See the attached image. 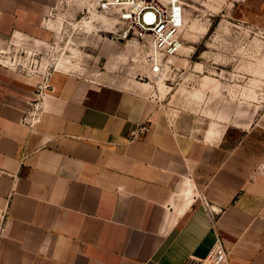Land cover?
<instances>
[{"label": "crops", "instance_id": "crops-1", "mask_svg": "<svg viewBox=\"0 0 264 264\" xmlns=\"http://www.w3.org/2000/svg\"><path fill=\"white\" fill-rule=\"evenodd\" d=\"M58 4L0 0V264H204L216 247L220 264H264V127L196 135L154 89L24 81L11 45H48Z\"/></svg>", "mask_w": 264, "mask_h": 264}, {"label": "rangeland", "instance_id": "rangeland-1", "mask_svg": "<svg viewBox=\"0 0 264 264\" xmlns=\"http://www.w3.org/2000/svg\"><path fill=\"white\" fill-rule=\"evenodd\" d=\"M179 1L181 49L158 79H134L136 46L117 41L116 13L99 12L95 0H59L48 45L12 43L7 66L31 83L59 70L154 89L168 122L196 135L212 126L264 127V0Z\"/></svg>", "mask_w": 264, "mask_h": 264}, {"label": "built area", "instance_id": "built-area-1", "mask_svg": "<svg viewBox=\"0 0 264 264\" xmlns=\"http://www.w3.org/2000/svg\"><path fill=\"white\" fill-rule=\"evenodd\" d=\"M94 3L101 13H116L117 41L125 46L135 44V61L130 63H138L140 68L134 79L151 81L167 72V58L177 56L182 45L180 32L185 23V9L179 0H95ZM49 89L46 81L40 83L35 91L37 98L41 99L42 92ZM37 103L29 105L28 117L37 110ZM149 130L150 122H141L129 131L128 137L138 140ZM222 258V251L216 247L204 264H220Z\"/></svg>", "mask_w": 264, "mask_h": 264}, {"label": "bare ground", "instance_id": "bare-ground-1", "mask_svg": "<svg viewBox=\"0 0 264 264\" xmlns=\"http://www.w3.org/2000/svg\"><path fill=\"white\" fill-rule=\"evenodd\" d=\"M168 58H169V57H168ZM168 58H167V60H168ZM167 60H166V64H165V65H168V64H167ZM65 62H67V60H66ZM167 67H168V66H167Z\"/></svg>", "mask_w": 264, "mask_h": 264}]
</instances>
